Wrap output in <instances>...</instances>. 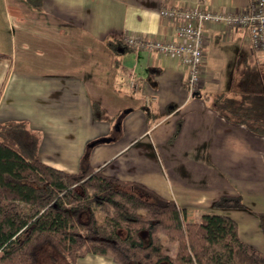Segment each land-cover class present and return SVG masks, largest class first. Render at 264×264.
<instances>
[{
  "label": "crops",
  "instance_id": "crops-1",
  "mask_svg": "<svg viewBox=\"0 0 264 264\" xmlns=\"http://www.w3.org/2000/svg\"><path fill=\"white\" fill-rule=\"evenodd\" d=\"M247 1L0 0V123L22 124L37 136L40 159L67 172L96 141L88 153L94 169L173 199L188 221L229 216L240 239L264 253L256 214L264 213V134L227 119L204 91L215 80L209 48H222L244 28L204 29L202 79L193 94L176 59L122 42L124 35H172V22L160 13L169 3L237 11ZM112 42L124 48L114 50ZM260 58L264 63V53ZM221 195H239L248 210L213 207ZM175 246L161 242L172 258ZM76 264L117 263L87 253Z\"/></svg>",
  "mask_w": 264,
  "mask_h": 264
},
{
  "label": "trees",
  "instance_id": "trees-1",
  "mask_svg": "<svg viewBox=\"0 0 264 264\" xmlns=\"http://www.w3.org/2000/svg\"><path fill=\"white\" fill-rule=\"evenodd\" d=\"M117 44L110 46L124 48ZM213 102L227 119L264 134L258 92ZM212 206L245 208L239 195H221ZM256 214L264 227V213ZM160 234L177 243L174 258L162 251ZM44 247L52 262L66 264L87 253L117 264H264V253L240 239L231 217L211 212L188 221L173 199L94 169L87 150L75 172L50 166L39 157L36 135L20 123H0V264H37Z\"/></svg>",
  "mask_w": 264,
  "mask_h": 264
},
{
  "label": "built area",
  "instance_id": "built-area-1",
  "mask_svg": "<svg viewBox=\"0 0 264 264\" xmlns=\"http://www.w3.org/2000/svg\"><path fill=\"white\" fill-rule=\"evenodd\" d=\"M160 13L172 22V35L163 38L124 35L122 42L133 49L156 51L160 57L174 58L184 65L190 94L198 89L202 79L206 27L244 28L248 32L251 47L256 51H264V0H248L237 11L169 3L160 7Z\"/></svg>",
  "mask_w": 264,
  "mask_h": 264
},
{
  "label": "rangeland",
  "instance_id": "rangeland-1",
  "mask_svg": "<svg viewBox=\"0 0 264 264\" xmlns=\"http://www.w3.org/2000/svg\"><path fill=\"white\" fill-rule=\"evenodd\" d=\"M234 37V39L228 40L227 43H222L220 45L222 48H219L220 50L213 47L209 48L208 65L214 72L215 80L208 83L204 91H207V94L211 95V98H215L220 94H226L232 96L233 99L237 101H240L242 96L244 97L251 94L252 91L258 92L259 90L264 96V63L262 62L263 58H260L264 52L256 51L251 47L249 35L246 29L241 30ZM257 59H259V70H257L256 64L253 63V61ZM258 76L261 78H257ZM247 78L249 79L247 80L249 84L243 86ZM256 80H259V82L256 83ZM245 89H247L246 92L244 91ZM260 92L259 94H261ZM118 118L120 117L114 118L113 127L111 126L113 134L118 133L114 130L118 124ZM90 142L85 146L87 153H89L95 145H90ZM245 208L247 207L245 206ZM97 214L99 217H102L103 211L99 210L97 211ZM160 236L161 242L164 239L167 240L163 235L160 234ZM176 246L175 249L177 252ZM40 252V259L37 264H66V261L61 257H59L57 262H52L49 259L50 251L46 247L42 248ZM164 252L167 253L172 251L171 249H166Z\"/></svg>",
  "mask_w": 264,
  "mask_h": 264
},
{
  "label": "water",
  "instance_id": "water-1",
  "mask_svg": "<svg viewBox=\"0 0 264 264\" xmlns=\"http://www.w3.org/2000/svg\"><path fill=\"white\" fill-rule=\"evenodd\" d=\"M119 50H121V48H119ZM98 140H105V141H108L109 140V137H105V138H101V139H98ZM96 141H91L90 142V145H92L93 143H95Z\"/></svg>",
  "mask_w": 264,
  "mask_h": 264
}]
</instances>
